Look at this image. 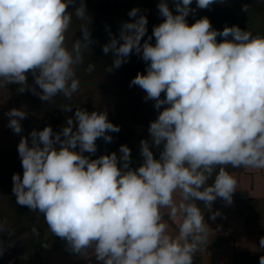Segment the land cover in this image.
<instances>
[{
    "label": "clouds",
    "instance_id": "1",
    "mask_svg": "<svg viewBox=\"0 0 264 264\" xmlns=\"http://www.w3.org/2000/svg\"><path fill=\"white\" fill-rule=\"evenodd\" d=\"M215 2L196 0L200 9ZM191 4L177 0L174 15L161 0L158 10L165 19L143 44L147 17L140 15L122 25L119 39L103 46L113 54L114 68L133 51L142 53L146 74L137 73L130 87L144 90L156 110L166 106L150 122L151 140L140 141L138 168L130 167L127 145L119 154L84 155L96 153L98 138L111 142L108 133L120 131L106 111L77 109L61 132L46 126L30 133L31 146L26 137L18 144L23 177L12 176L16 203L42 213L52 234L66 239L73 251L94 246L103 264H193L209 234L199 204L211 207L217 198L232 203L237 181L228 166L264 169V36L235 25L213 29L208 17L189 26ZM70 5L77 18L87 16L82 0L78 7L75 0H0V87L18 84L23 92L31 72L42 101L58 94L71 99L80 86L75 69L83 62L81 48L91 41L82 27L84 40H75L71 51L66 47ZM248 8L244 4L242 11ZM138 12L133 8L129 16ZM94 67L89 64L87 71ZM71 110L65 105L62 111ZM6 115L8 127L19 134L26 111L12 108ZM150 144L163 145L159 159ZM163 209L180 221L175 236L163 222ZM259 247L264 249V237Z\"/></svg>",
    "mask_w": 264,
    "mask_h": 264
},
{
    "label": "trees",
    "instance_id": "2",
    "mask_svg": "<svg viewBox=\"0 0 264 264\" xmlns=\"http://www.w3.org/2000/svg\"><path fill=\"white\" fill-rule=\"evenodd\" d=\"M86 8L85 18L79 19L74 14V6L70 5L69 12H73L71 25L66 33L65 45L71 51L75 40H84L83 28L90 32L89 48H81L83 62L76 66L75 78L79 80V89L73 93L71 99H67L63 94H58L50 101H42L40 94L42 89L35 84L34 76L28 72L25 84V91L21 92L20 85L8 84L5 88L12 91L9 100V111L12 108L23 109L26 117L21 120L22 131L15 133L8 124L5 131L14 136L16 144L14 146L0 145V264H23L30 260H37L39 263L43 252L59 251L73 257L80 256L72 250L66 239L52 234L49 230L43 214L34 212L27 206L16 203L13 194V174L18 173L23 177L21 158L18 154V144L22 137L28 138L31 146L30 133L33 130L41 131L46 126H51L54 133H59L66 125L69 117L74 116L77 109L93 111H106L108 119L114 125L119 126V132H109L112 136L111 142H106L103 138L96 141L97 151L94 154L85 152L84 155L90 159H96L101 155L116 152L119 154L121 145H127L131 149V164L133 169L142 164L141 140H151L148 128L150 122L156 120L159 111L155 109L154 100H145L146 92L138 86H131L130 82L137 73L146 74L147 62L143 61L142 53L133 51L119 68L113 67L114 56L111 52L104 53L103 46L110 42L112 37L119 39L120 30L125 22H134L140 15L147 17V31L141 40V44L152 36L153 28L163 22V17L158 10L161 0H82ZM177 0H166L169 9L174 15ZM81 0H75L78 7ZM244 4L249 5L250 10H264V0H216L207 9L197 7L196 0H192L191 11L186 17V21L191 26L202 17H208L213 29L222 31L225 26H231L234 17L239 13ZM139 9L137 17H130L129 12ZM254 36H264V26L255 32ZM231 37H229L230 39ZM222 37H217L221 41ZM123 41H119L122 43ZM155 44V38L150 41ZM89 64H94V70L88 72ZM112 68V71L106 69ZM35 89V92L32 89ZM161 98H164L162 93ZM70 105L72 110L64 112L63 107ZM63 139V137H62ZM59 148V144L56 145ZM154 158L159 159V148L150 144ZM79 151V147L75 149ZM219 169L216 171L218 172ZM232 176H241L246 171V167L226 169ZM215 178L208 181L212 184ZM217 207L221 208L225 204L222 198L219 199ZM214 203V202H213ZM233 210L236 214L243 216L248 227L256 228L264 234V196L263 197H242L232 195ZM203 212L211 207L199 204ZM165 216V214H164ZM33 228L37 231L34 233ZM49 230L48 236L46 232ZM225 237V236H224ZM46 246V247H45ZM50 246L54 247L50 249ZM264 256L263 250H237L234 255V264H259L260 257ZM193 264L198 261V256L194 253Z\"/></svg>",
    "mask_w": 264,
    "mask_h": 264
},
{
    "label": "rangeland",
    "instance_id": "3",
    "mask_svg": "<svg viewBox=\"0 0 264 264\" xmlns=\"http://www.w3.org/2000/svg\"><path fill=\"white\" fill-rule=\"evenodd\" d=\"M238 26L240 29L250 32L253 36L255 32L258 31L261 27L264 26V10L254 11L248 8V11H242L240 9L239 13L234 17L231 26ZM230 26V27H231ZM12 95V91L5 87H0V145L6 146H14L16 144V140L13 135L8 134L5 131V126L9 123V117L6 115L9 112V100ZM246 171L241 176H233L236 183V191L233 193L234 195H240L242 197H263L264 196V169L250 168L246 167ZM174 199L179 202L180 196L178 193L174 194ZM220 198H217L214 203H212V209L208 212H203L204 220L206 224L209 226V233H213V231H220V226L223 225V218H225L227 232L226 237H223V240L226 242L225 246L228 249H237V250H263L259 247V240L261 237H264V234L260 233L257 230V227L251 228L248 227L245 218L236 214L233 210L232 204H225L221 208H217L218 203L220 202ZM219 209L222 219L220 215H216L215 219H212L214 211ZM165 216L163 215V222L168 225L169 234L175 236L178 234V225L179 219L171 218L168 213L169 209L162 210ZM223 212V213H222ZM220 217V218H219ZM220 222L221 224H219ZM223 223V224H222ZM215 228V229H214ZM222 228V227H221ZM224 231V230H223ZM222 232V230H221ZM217 233V232H216ZM49 230L46 232V236H48ZM220 233H217V235ZM221 235H223L221 233ZM222 239V238H221ZM54 248L50 246V249ZM210 249V242L209 247ZM64 252L59 251H49L43 252L41 260L39 263L37 260H30L28 262H24L23 264H72L73 260L75 262L78 259H73V256H69ZM206 264H231L230 261H227V258H232L229 256V253L222 255L223 262H219V255L217 252L215 254L207 255ZM64 258H72L73 260L67 259L64 262ZM80 260L77 264H103L102 261H98L96 259L93 249L89 248L83 252H81L79 256ZM62 261V263H60ZM18 264V263H17Z\"/></svg>",
    "mask_w": 264,
    "mask_h": 264
},
{
    "label": "crops",
    "instance_id": "4",
    "mask_svg": "<svg viewBox=\"0 0 264 264\" xmlns=\"http://www.w3.org/2000/svg\"><path fill=\"white\" fill-rule=\"evenodd\" d=\"M225 204H227V202H224ZM224 204V205H225ZM213 208V207H212ZM218 208V207H217ZM211 210V209H210ZM210 214V212L212 211H206ZM216 213H219L218 215L221 216V213L219 211V209H217L216 211H214L213 215L216 214ZM223 213V212H222ZM217 215V216H218ZM220 218V217H219ZM223 217L221 216L220 219H222ZM180 223V221H179ZM219 224H221L220 222H218ZM224 223V224H223ZM223 225H219L220 226V231L217 230V231H213V233H209L208 234V239L207 241L205 242V244L201 245L198 249V251L196 252L197 256H198V261L194 264H206V260L207 258L209 259V257L207 255L209 254H215V252L218 253L219 255V262H223V258L222 255L226 254V252L229 253V256H232V258H227V261H230L231 264H234V255H235V251H237V249H228L226 246H225V241L223 240V237L225 236L226 237V232H227V224H226V221H225V218H223ZM222 227V228H221ZM215 229V228H214ZM222 230V232H221ZM224 230V231H223ZM220 233L217 235V233ZM221 233L223 235H221ZM224 237V238H225ZM222 238V239H221ZM209 242H210V249H207L209 247ZM67 256V255H66ZM64 262L67 260V259H70V260H73V259H78L77 262H79L80 258L79 256L78 257H74L73 259L72 258H64ZM77 262H75L73 260V263L72 264H77ZM62 263V261L60 262Z\"/></svg>",
    "mask_w": 264,
    "mask_h": 264
},
{
    "label": "built area",
    "instance_id": "5",
    "mask_svg": "<svg viewBox=\"0 0 264 264\" xmlns=\"http://www.w3.org/2000/svg\"><path fill=\"white\" fill-rule=\"evenodd\" d=\"M195 259H194V255H193V261H194Z\"/></svg>",
    "mask_w": 264,
    "mask_h": 264
}]
</instances>
